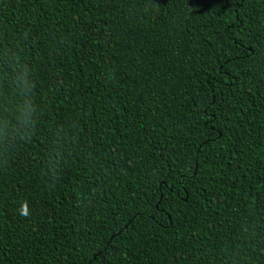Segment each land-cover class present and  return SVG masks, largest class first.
Segmentation results:
<instances>
[{
	"label": "trees",
	"instance_id": "trees-1",
	"mask_svg": "<svg viewBox=\"0 0 264 264\" xmlns=\"http://www.w3.org/2000/svg\"><path fill=\"white\" fill-rule=\"evenodd\" d=\"M0 264H264V0H0Z\"/></svg>",
	"mask_w": 264,
	"mask_h": 264
}]
</instances>
